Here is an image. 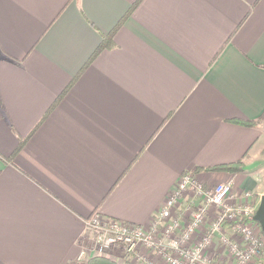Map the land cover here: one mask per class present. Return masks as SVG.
I'll list each match as a JSON object with an SVG mask.
<instances>
[{
	"label": "crops",
	"instance_id": "1",
	"mask_svg": "<svg viewBox=\"0 0 264 264\" xmlns=\"http://www.w3.org/2000/svg\"><path fill=\"white\" fill-rule=\"evenodd\" d=\"M263 114L264 0H0V264L87 261L188 171L259 207Z\"/></svg>",
	"mask_w": 264,
	"mask_h": 264
},
{
	"label": "built area",
	"instance_id": "2",
	"mask_svg": "<svg viewBox=\"0 0 264 264\" xmlns=\"http://www.w3.org/2000/svg\"><path fill=\"white\" fill-rule=\"evenodd\" d=\"M250 195L236 194L232 184L205 186L188 171L148 225L100 212L86 224L96 233L95 255L123 248L143 264H259L264 233L254 220L258 206L240 200Z\"/></svg>",
	"mask_w": 264,
	"mask_h": 264
},
{
	"label": "trees",
	"instance_id": "3",
	"mask_svg": "<svg viewBox=\"0 0 264 264\" xmlns=\"http://www.w3.org/2000/svg\"><path fill=\"white\" fill-rule=\"evenodd\" d=\"M120 25V24H119ZM118 29L115 28L107 38L104 39L101 47L99 48L98 53H100L103 49L109 48L111 46V43L115 37L116 30ZM264 121V114L257 120L253 121H236V123L244 125V126H258L260 122ZM22 145V144H21ZM197 172L200 170H196ZM207 172H226L230 174H237V173H242L244 171V162L239 161L236 163H229V164H221V165H216L210 168L205 169ZM259 224V223H257ZM85 264H130V261H124L122 263H119L116 260H113L110 257L103 256V255H95L92 256L90 259L85 261ZM259 264H264V256L262 258V261Z\"/></svg>",
	"mask_w": 264,
	"mask_h": 264
},
{
	"label": "water",
	"instance_id": "4",
	"mask_svg": "<svg viewBox=\"0 0 264 264\" xmlns=\"http://www.w3.org/2000/svg\"><path fill=\"white\" fill-rule=\"evenodd\" d=\"M254 220L260 224L262 231L264 232V196L261 198Z\"/></svg>",
	"mask_w": 264,
	"mask_h": 264
},
{
	"label": "rangeland",
	"instance_id": "5",
	"mask_svg": "<svg viewBox=\"0 0 264 264\" xmlns=\"http://www.w3.org/2000/svg\"><path fill=\"white\" fill-rule=\"evenodd\" d=\"M258 223V222H257ZM259 226H260V224H259ZM88 228V227H87ZM260 228H261V226H260ZM262 229V228H261ZM264 233V232H263ZM110 253V252H109ZM108 255V253L107 254H104L103 256H107ZM130 257H132V256H130ZM86 260H82L81 261V263H79V264H85L86 262H85ZM130 264H135L136 262H137V260H136V258H134V257H132L130 260ZM135 262V263H134Z\"/></svg>",
	"mask_w": 264,
	"mask_h": 264
}]
</instances>
